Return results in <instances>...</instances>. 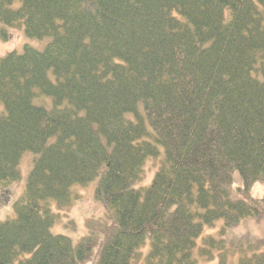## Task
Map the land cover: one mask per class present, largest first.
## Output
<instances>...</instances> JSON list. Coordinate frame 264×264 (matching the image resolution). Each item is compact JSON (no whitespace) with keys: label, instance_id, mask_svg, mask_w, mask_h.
Returning a JSON list of instances; mask_svg holds the SVG:
<instances>
[{"label":"trees","instance_id":"1","mask_svg":"<svg viewBox=\"0 0 264 264\" xmlns=\"http://www.w3.org/2000/svg\"><path fill=\"white\" fill-rule=\"evenodd\" d=\"M0 22L50 38L0 60V184L35 154L0 264H89L98 241L92 264H264V237L230 235L264 220V0H0ZM96 177L115 221L53 234L48 202Z\"/></svg>","mask_w":264,"mask_h":264},{"label":"rangeland","instance_id":"2","mask_svg":"<svg viewBox=\"0 0 264 264\" xmlns=\"http://www.w3.org/2000/svg\"><path fill=\"white\" fill-rule=\"evenodd\" d=\"M6 35V38H4ZM50 38L45 39H32L26 36L25 28L23 24L15 27H8L0 22V60L6 55L17 52L23 53L26 45L32 46L33 48L43 51ZM4 111V106L0 102V112ZM35 154L32 151H27L23 154L20 163V179L9 184L8 186H2L0 184V222L5 221L15 216L14 203L17 202L25 193L26 185L30 171L32 169L33 160ZM153 163H149L146 167V177L143 181V185L151 184L153 180ZM100 177H96L93 181L88 184H76L73 186L74 199L70 207H60L57 201L51 200L48 202L51 205L53 213L56 215L54 226L52 227L53 234H64L72 239L76 243L80 242L84 237L92 235V232H102L105 230L106 225L111 224V214L114 212L113 222L116 219V209L114 206L108 208L103 203L99 202L95 198V191L98 186ZM141 185V183H139ZM3 187H7L3 189ZM254 195L264 196V185H257L253 190ZM110 213H109V212ZM257 223V224H256ZM255 225V226H254ZM238 229V230H237ZM236 230L230 232L234 238H240L243 234L247 235L248 238L241 239V242H246L250 238L259 240L264 237V220L260 223L257 219H250L243 227H238ZM99 232V234H100ZM238 232V233H237ZM252 232V234H251ZM254 235V236H252ZM101 237V236H98ZM250 240H253L251 239ZM198 242V244H201ZM100 241H98L97 247L91 255L90 263L92 264L98 255L100 247ZM234 248V247H232ZM235 249V248H234ZM146 253V251H143ZM233 259V258H232ZM217 263V261L215 262ZM210 262L201 261L200 264H215ZM231 264H235L234 261Z\"/></svg>","mask_w":264,"mask_h":264}]
</instances>
